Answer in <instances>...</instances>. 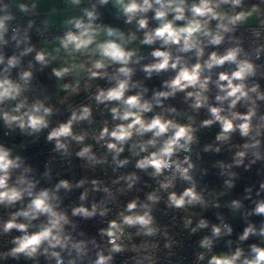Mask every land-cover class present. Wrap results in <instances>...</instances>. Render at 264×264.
<instances>
[{"label":"clouds","instance_id":"9594fccd","mask_svg":"<svg viewBox=\"0 0 264 264\" xmlns=\"http://www.w3.org/2000/svg\"><path fill=\"white\" fill-rule=\"evenodd\" d=\"M65 2L79 8L80 14L63 22L65 30L61 35L45 39L44 45L38 47L31 36L35 21L28 19L26 26L18 23L12 0H0V121L4 135L19 130L23 136L39 138L48 130L46 141L54 143L53 151L62 158L73 155L75 143L78 150L74 155L84 161L85 168L106 164L110 156L113 172L131 163L128 157L121 158L127 150L137 158L135 169L147 174L156 187L144 199L135 196L128 200L114 218L106 220V226L90 236L80 229L79 221L95 217L104 221L118 196L134 189L140 191L136 188L140 181L137 172L112 179L113 187L98 179H80L75 183L59 179L51 187H38L41 181L33 175L34 169L20 155H14L11 147L0 143V209L5 213L0 216V237L6 238L0 261L163 264L161 252L169 250L171 254L176 241L169 227L161 226L154 215L157 206L163 202L167 210L185 213L182 227L191 234L209 228V221L191 209L220 207L215 199L206 198V189L197 190L193 177L196 165L192 160L194 146L200 144L197 133L218 126L214 140L203 145L202 151L219 154L224 146L228 147L231 163L221 161L214 166L221 169V176L228 177L223 184L229 190L237 178L233 168L249 171L257 162L264 163V90L257 79H264V63H257L264 55V0L252 4L245 0ZM110 3L117 9L116 19L122 17L125 25L134 24L135 31L125 32L98 22L102 15L99 9ZM15 7L25 16L36 14L35 2ZM253 19L257 26H248ZM43 23L47 26L48 21ZM150 23L155 26L150 27ZM241 28L252 37L251 51L244 47L247 37L240 32ZM137 41L152 49L148 54L152 62L141 65L146 57L139 48L131 47ZM10 46L13 50L9 55L6 49ZM209 48L214 50L206 54ZM29 56L32 58L25 67V58ZM54 63L58 66L51 67L50 75L61 82L60 91L67 94L64 100L84 91L88 102L75 107L69 104L68 118L50 127L58 110L48 103V96L30 99L29 94L39 87L34 84L38 79L36 73ZM226 64L234 67L219 72L213 79V69ZM138 65L145 79L170 71L174 75L163 80L159 88H153L149 96V88L134 79ZM66 77L73 79L64 82ZM99 80L108 87L96 84L95 92L90 91L92 82ZM210 86L217 90L215 103H210ZM181 93L186 109L178 110L166 103ZM94 107L101 115H110L111 122L103 119L101 127L94 131L77 130L82 124L90 129L95 123ZM200 109L207 110L208 118L197 122ZM236 136L241 142H233ZM88 140L94 143H87ZM96 147L104 150L102 155L97 154ZM196 155L199 159V153ZM51 178V168L46 165L42 179ZM178 180L187 184L180 191L176 190ZM86 184L90 188H85ZM82 188L79 204L64 206L61 193L66 196L73 189ZM91 192H102L104 196L87 206ZM245 192V199L251 200L252 189L246 188ZM261 193L264 181L260 182L256 196ZM222 195L225 193H208L213 197ZM252 203L254 207L245 212L246 226L238 234L235 247L228 240L227 251L213 252L220 238L233 233L232 226L218 214L220 223L212 224L211 234L199 241L203 251L197 253L198 261L207 257V264H264V199ZM228 207L236 212L243 208V203L234 199ZM251 216L261 217L259 225L247 219ZM251 238L257 242L245 247Z\"/></svg>","mask_w":264,"mask_h":264},{"label":"built area","instance_id":"2783aa9c","mask_svg":"<svg viewBox=\"0 0 264 264\" xmlns=\"http://www.w3.org/2000/svg\"><path fill=\"white\" fill-rule=\"evenodd\" d=\"M251 2H258V0H245ZM23 3H28V1H23ZM13 11L17 14V22L26 26L28 19H33L35 21L34 27L31 30L32 42L38 44L40 41H44L45 39L51 40L53 37L61 35L65 29H55L48 26H45L43 23L44 21L39 16L38 12L35 10V15L33 16H25L23 13H19L14 7ZM102 14L108 17L109 20V7L103 6L99 9ZM250 27H256V24L248 25ZM45 27L47 30L45 31ZM40 31H37V30ZM240 32H244L247 39L245 40L244 47L246 50L251 51L253 47L251 40L252 37L249 35L248 32H245L244 28L240 29ZM239 35V32L237 33ZM13 48L10 46L6 49L7 54L12 53ZM152 49H150L151 51ZM214 49H207V52H210ZM222 50V48H221ZM149 51V53H150ZM148 53V54H149ZM145 56L146 58L141 61V65L146 64L149 59H152L149 55ZM32 57L25 58V67L27 66V60L31 59ZM258 64L264 63V55H262L261 61H257ZM39 65H37V68ZM140 65L137 66V73L134 76L135 80L141 81L145 86L149 88L148 95H151V90L153 88H159L161 85H154L145 79V74L140 71ZM223 67H234L225 65ZM218 69V68H214ZM47 68L44 69L42 73L38 72L37 81H34V84H39L37 92L29 94V98L32 99L34 96L38 95L41 99L45 96L49 97L48 103L52 104L57 110L58 114L52 117L51 126H55L56 123L65 121L68 116L70 115L68 105L71 104L73 107L78 106L82 103H86L87 101V94L85 92L75 96L70 100H60L59 97L56 95L52 83L50 81L49 75L46 73ZM15 75V71L13 73ZM99 84L101 87H108L105 81H100ZM94 85L90 91L95 92ZM264 90V87H262ZM168 104H172L179 109H182L174 100L166 101ZM103 106H101L102 108ZM94 118L95 123L89 129V126L86 124H82L77 127V130L85 129V130H98L101 127L102 120L108 119L111 122V117L107 113L101 115L94 107ZM47 131L45 130L39 136L36 137H27L23 136L17 130L15 133H12L9 136H5L4 126L2 121H0V143H4L6 146L11 147L13 149L14 155H20L24 160L26 165H30L34 169L33 175L36 179H39L41 182L38 187H51L55 183L58 182L59 179H68L72 183L77 182L80 179H86L91 181L92 179L101 180L104 185L113 187L111 185V180L115 179L117 176L121 174L131 173L133 171L137 172L140 176V181L136 185V188L140 189V191H136L135 189L129 192L127 195L118 196V200L116 204L110 205L112 211L110 212L109 216L102 221L100 217H95L89 221H79L80 229H83L88 235H96V230L100 227L106 226V220L114 218L116 212H118L123 205H125L128 200L134 198L135 196H139L141 199H144L145 194L153 188L156 187V182L152 180L147 174L135 169V160L136 157H132L130 153L126 150L121 158L128 157L131 161L129 165L125 168L118 169L116 172L112 171L114 167L111 157L108 158V163L103 165H97L95 167L85 168L84 161L76 158L74 152L78 150L77 145L73 143L72 145V152L73 155L68 158H62L58 153L53 151L54 143L46 141ZM197 136L200 140V144L194 146V154L192 155V160L196 165V170L193 173L194 179L197 181V190L206 189V198L215 199L220 207H209L207 210H202L198 206L194 209H191V212L201 213L202 217L209 221V228L202 229L195 234L189 233L188 230L183 229L182 227V218L185 213L175 210H167L163 202H161L158 206L154 215L156 216L158 222L163 225H167L169 227L170 234L174 237L175 243L170 250H163L161 252V260L163 264H207V257L205 261H198L197 260V253L203 251L199 247V241L203 238L204 235L211 234V225L212 224H219L220 220L217 218V215L221 216L225 223H228L233 228V233L231 236H224L220 238L217 242L215 247L213 248V252L221 253L227 251L226 242L228 240L233 241L232 247H235V242L237 240L238 234L242 233L243 228L246 226V219L241 218L240 214L235 215L228 205L233 200L232 196L227 188L224 187V180L223 177L220 175V168L217 165L220 162L219 154L216 153H205L202 151L203 145L207 143H211L212 141L208 140L201 132L197 133ZM87 143H94L91 140L86 141ZM97 151L98 155H102L104 150L98 147L94 148ZM196 153H199V159H197ZM46 165L51 168V181H45L42 179V174L46 170ZM124 182L121 181V184ZM176 190L180 191L184 187L187 186L186 183L177 181ZM151 186V187H149ZM85 188H90V184H86ZM84 189H73L72 192L68 193L66 196L62 192L61 195L64 196V206L68 205H78L79 204V195ZM215 192L220 193L224 192L225 195L222 196H208V193ZM104 194L102 192H91L88 201L86 202L87 206H90L92 201H99L103 198ZM70 211V209H69ZM4 210L0 209V216H3ZM79 219V218H77ZM252 222L259 225L261 219H249ZM196 220L193 221V226H195ZM18 234V233H14ZM6 238L0 237V251L6 250L4 247V240ZM257 242L256 238H251L248 242H245V247L248 243ZM163 243V241H161ZM11 245H8L10 247ZM23 261V260H22ZM23 264H30L31 262L23 261ZM0 264H16L15 261L8 260V261H0ZM41 264H44L43 259H41Z\"/></svg>","mask_w":264,"mask_h":264},{"label":"trees","instance_id":"16d2710c","mask_svg":"<svg viewBox=\"0 0 264 264\" xmlns=\"http://www.w3.org/2000/svg\"><path fill=\"white\" fill-rule=\"evenodd\" d=\"M246 4H252V3H258V2H251V1H245ZM102 14V12H101ZM149 15H151V13H149ZM110 17V15H109ZM108 17L105 16L104 14L101 15V21L98 22H105L107 21ZM120 21H123V18L121 17L119 19ZM151 49V48H150ZM152 62V59H149L147 63ZM192 62H195L194 60ZM232 68L231 67H222V68H218V69H213L212 71V77L213 79H216L218 76V73L221 71H231ZM264 70V69H262ZM46 73L49 75L48 70L46 71ZM174 73L173 72H168V73H163L160 76H156L154 75L151 79H148V81H150V83L154 84V85H161V82L165 79L170 78L171 76H173ZM258 82L261 85V88L264 87V79H259V77H257ZM211 87V91L209 93V97H210V103H215L214 102V96L216 94V88L215 86H210ZM182 96L183 94H178L177 98L174 100L182 109H186L187 106L185 104L182 103ZM239 107V106H238ZM241 111H243V109H240ZM192 114V113H190ZM208 118V113L206 109H200L199 111V115L196 116L197 122H199L202 119ZM218 126L214 125L212 128L209 129H202L200 132L210 141L214 140V136L215 133L218 131ZM233 142H241L239 140V137L236 136L234 137ZM231 156L232 153L228 151V147L224 146L222 148V151L219 153V157H220V162H224V163H231ZM245 163H247V161H245ZM232 171L237 173V178L234 180V187L232 189H228L232 199H238L241 200L243 203V208L240 209V216L241 218L245 219V212L247 210H250L251 208L254 207V204L252 203V201L257 200V199H264V193H261L260 197L256 196V192L259 190V184L261 181H264V163L262 162H257V164L253 165L251 170L249 171H245V169L243 167H235L232 169ZM258 171L260 174H258ZM221 172V170H220ZM223 180L227 179L228 177L222 176ZM251 188L252 189V193H251V200L249 199H245V196L247 195L245 192L246 188ZM249 219H261V217H257V216H251L247 218ZM23 261H20V264H23Z\"/></svg>","mask_w":264,"mask_h":264},{"label":"rangeland","instance_id":"374dc122","mask_svg":"<svg viewBox=\"0 0 264 264\" xmlns=\"http://www.w3.org/2000/svg\"><path fill=\"white\" fill-rule=\"evenodd\" d=\"M24 0H12V3L15 7V5H18L19 3H23ZM28 1L30 3L35 2L36 5H42L45 6V11H47V14L45 13L44 15V20L48 21L47 26L51 27V28H55V29H65V27L63 26V22L68 19L69 17L73 16V15H79V9H74V7L66 4L65 0H25ZM86 6V5H84ZM109 15H110V19L103 22L105 24H109L112 27H118L121 28L123 31L128 32L129 30L131 31H135V25H125L123 21H120L119 19H116V15H117V9L110 3L109 5ZM18 10V7H15ZM43 8V7H42ZM48 9V10H47ZM19 11V10H18ZM257 22L255 21V19L250 20L249 21V25L252 24H256ZM155 24L154 23H150V27H154ZM138 35H142L140 33H138ZM44 45V41H40L37 46H43ZM51 46H55V45H51ZM131 47H137L140 50V53L144 56H147V54L150 51V48L148 46H141L139 45L138 41L136 43H134L133 45H131ZM58 66L56 63H54L52 66L48 67V73H49V78L50 81L52 83L53 89L56 93V95L59 97L60 100H64V97L67 95L66 93L60 91L59 89V85L61 82L57 81L54 77H51L50 73H51V67H56ZM72 77H66L64 82H71L72 81ZM101 80L99 81H93L92 82V87L94 85H96L97 83H99ZM81 87L83 88V80L81 81ZM84 91H81V93H83ZM80 93V94H81ZM76 95L68 97L67 100H70L72 98H74ZM66 100V101H67ZM240 214V210L235 212V215ZM31 264V263H30Z\"/></svg>","mask_w":264,"mask_h":264},{"label":"crops","instance_id":"0c3cea01","mask_svg":"<svg viewBox=\"0 0 264 264\" xmlns=\"http://www.w3.org/2000/svg\"><path fill=\"white\" fill-rule=\"evenodd\" d=\"M22 3V2H21ZM29 4H31L30 2H29ZM84 5H82L81 7H83ZM43 7V8H42ZM109 7V6H108ZM15 8V7H14ZM16 9V8H15ZM43 9H45V6H42V5H37V7H36V11L38 12V14H39V16L42 18V20L43 21H45L44 20V14L46 13L47 14V11H45V10H43ZM74 9H79V8H74ZM17 10V9H16ZM48 10V9H47ZM18 11V10H17Z\"/></svg>","mask_w":264,"mask_h":264}]
</instances>
